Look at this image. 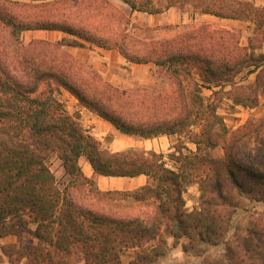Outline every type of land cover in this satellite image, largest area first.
Returning <instances> with one entry per match:
<instances>
[{"label":"trees","instance_id":"16d2710c","mask_svg":"<svg viewBox=\"0 0 264 264\" xmlns=\"http://www.w3.org/2000/svg\"><path fill=\"white\" fill-rule=\"evenodd\" d=\"M120 1L131 14L178 7L251 22L253 35L244 45L240 30L202 23L148 39L129 34L130 15L109 0H0V239L37 241L29 249L4 245V255L10 264H124L132 252L128 264H160L172 238L186 254L206 256L203 264H264V209L245 204H264V116L231 129L219 113L225 99L245 109L264 103V7ZM35 30L71 38L25 43L24 32ZM88 45L117 49L131 64H154L163 83L112 85L65 49ZM61 90L122 134L174 139V151L103 148L60 100ZM82 158L97 176L145 175L148 182L101 191L84 174ZM193 185L200 197L190 211L185 194ZM240 209L246 214L236 223ZM220 245L222 252L208 253Z\"/></svg>","mask_w":264,"mask_h":264},{"label":"rangeland","instance_id":"374dc122","mask_svg":"<svg viewBox=\"0 0 264 264\" xmlns=\"http://www.w3.org/2000/svg\"><path fill=\"white\" fill-rule=\"evenodd\" d=\"M115 5L114 3H112ZM159 6L161 8H164L167 4L166 0H160ZM118 8H121L126 14L130 15L131 17V23L128 25L127 23L124 24V26L128 29V33L131 35H138L141 37H145L148 39H157V38H163L167 36H172L175 33L179 32V28L177 26H160V27H149L146 25H140L139 23L134 22L133 14L129 11V8L126 6L119 7L115 5ZM188 13V12H187ZM191 13V12H190ZM200 22H194V23H187L184 26H181V30H189L192 27L196 26V24H199ZM247 31V33H249ZM5 33H0V38L5 37ZM250 36L248 34L242 33V43L245 45L248 43V39ZM22 40L25 43H30L33 40H43V39H35L34 36L31 35H22ZM67 51V50H66ZM68 52V51H67ZM69 53V52H68ZM70 54V53H69ZM73 56V55H72ZM84 62V61H83ZM88 65H90L88 62H85ZM91 66V65H90ZM132 66V65H131ZM130 65L121 66V70L119 68L111 67V69H108V73L111 75L113 82L117 86L127 87V88H153V87H159L163 81L161 78H159L156 74V66L151 63L150 66H153V68L149 67H141V66H133ZM255 79V75L252 76V80ZM206 96H210V91H205ZM73 95L69 93L66 90H61L58 94V97L60 100H62L68 111L73 115H78L79 120L81 124L84 126V128L94 134L98 135V139L101 140L103 147L109 150H113L116 147H119L122 145L124 140L126 141V137L119 135L120 133H117L115 130L109 131L108 128H106L103 125H100L99 122L94 121V118L91 117V115L88 112L83 111L81 109V105L77 104L76 101L72 97ZM75 98V97H74ZM76 99V98H75ZM77 100V99H76ZM219 113L223 118L225 119V122L227 126L231 129H237L244 124H246L251 118H260L264 116V103H261V105L258 108L255 109H245L241 106H234L233 102L230 100L225 99L220 107ZM94 129V130H93ZM135 142H139L144 144V146L139 147L146 150H155L158 153H164L165 155L171 154L174 150L172 149V143L174 139H170L168 136H163L162 139H157L154 141H148L147 143L142 140H138ZM190 148L195 150V146L190 145ZM84 160V159H83ZM81 161L82 168L87 171V165L85 161ZM53 168L56 171L57 176L61 177L63 174V169L59 162L55 161L53 164ZM197 185H193L189 187V191L187 190L185 197L188 203V206L191 208L193 206H196V203H198V191L196 189H192V187H196ZM252 208V207H251ZM261 209H264V207H261ZM245 213L236 214L235 216V222L239 223L240 220L243 218V215ZM28 243L27 241H24L23 244ZM224 249L223 245L217 246V247H209L208 253H220ZM133 253L130 252L126 254L123 257L124 264H128L131 259L133 258ZM206 256H198L195 254H186L183 251V248L181 244L174 245L173 239H169L167 244L164 246V254L160 258L159 263L160 264H203L205 261Z\"/></svg>","mask_w":264,"mask_h":264},{"label":"crops","instance_id":"0c3cea01","mask_svg":"<svg viewBox=\"0 0 264 264\" xmlns=\"http://www.w3.org/2000/svg\"><path fill=\"white\" fill-rule=\"evenodd\" d=\"M14 1L30 2V0H14ZM109 1H111L112 3H114L115 5L119 7H122V6L126 7V5L120 0H109ZM244 1L252 2L254 3V5L258 7H264V0H244ZM187 12H183L178 7H171L169 9H165L164 11L158 14L134 12L133 19H134V22L139 23L142 26L143 25H146L149 27H160V26H170V25L177 26L179 28V33L186 31V30H181V26H184L187 23L200 22L199 24H196V26L202 23H206L214 27H222V28L240 30L241 33L248 34V36L250 37L253 35L254 24H252L251 22L231 20V19H220L215 16L207 15V14L194 16L192 13L190 12L187 13ZM249 30L250 32L247 33V31ZM24 35H31V36H34L35 39H43V40H47L50 42H59L63 40L64 38H71L68 34L63 33L61 31H48V30L26 31L24 32ZM245 45H248V43ZM65 49L77 59L84 61V62H88L93 69H95L107 82L111 83L112 85H115V83L113 82L111 75L108 73V69H111V67L119 68L120 70L122 68L121 67L122 65L123 66L132 65L131 67L141 66V67L153 68V66H150L151 63L150 64H131L127 62V60L121 55L120 51L117 49L108 50V49H103L97 46H90V45H88V47L86 48L66 47ZM118 87H122V86H118ZM73 99L76 101L77 104H79L78 100H76L74 97ZM80 107L81 109H83V111L88 112L91 115V117L94 118V121L99 122L100 125L105 126L106 128H108L109 131L113 129L117 133H120L119 135L126 137L125 138L126 141L124 140L123 141L124 143L122 145L114 148L113 150H110L112 152H120V151H124L127 149L139 148V147L144 146V144L142 143L135 142L137 141L136 139L145 141L147 143L148 141L162 139L163 137L162 136V137H158L154 139H144V138L122 134L111 123L100 118L99 116L92 113L88 109L82 106ZM89 133L93 135L96 139H98L97 134H94L91 132ZM98 140L101 142L100 139ZM139 149H143V148H139ZM148 151H151V150H148ZM82 160L85 161L87 165V171H85L82 168L84 174L89 178H94L101 191H114V190L132 191V190H136L146 185L148 182V177L145 175H141V176L134 177V178L97 176L94 174V170L91 164L89 163V161L86 158H82L81 161ZM192 189H196L198 191V197H199L200 192H199L198 185L196 187H192ZM188 191H189V188H188ZM245 204H246V208L256 207V209H261V207H264V204L262 203L251 204L250 201L248 200H246ZM198 205H199V198H198V203H196V206H194V208L197 207ZM186 206L190 211L194 210L193 206L191 208L188 206V203L186 204ZM242 212L246 214L245 209H240L238 211V214ZM24 241H27L28 243L23 244ZM36 242L37 241L34 240L32 237H22V236H9V237L0 239V256L2 258V264H10L8 257H6L2 251V247L4 245L14 244L19 248L29 249L32 245L36 244Z\"/></svg>","mask_w":264,"mask_h":264}]
</instances>
